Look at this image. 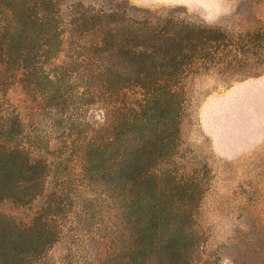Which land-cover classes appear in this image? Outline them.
Returning <instances> with one entry per match:
<instances>
[{
    "label": "trees",
    "instance_id": "trees-1",
    "mask_svg": "<svg viewBox=\"0 0 264 264\" xmlns=\"http://www.w3.org/2000/svg\"><path fill=\"white\" fill-rule=\"evenodd\" d=\"M149 13L134 19L114 0H0V204L29 212L0 210V264L200 261V182L162 167L177 154L183 81L211 67L263 73L264 26L239 37ZM13 86L31 115L10 104ZM259 218L249 264H264Z\"/></svg>",
    "mask_w": 264,
    "mask_h": 264
},
{
    "label": "rangeland",
    "instance_id": "rangeland-1",
    "mask_svg": "<svg viewBox=\"0 0 264 264\" xmlns=\"http://www.w3.org/2000/svg\"><path fill=\"white\" fill-rule=\"evenodd\" d=\"M74 1L64 0V4ZM79 1L93 6L102 2ZM114 3L125 6L134 19L150 12L160 19L170 16L189 24L218 28L232 36L250 35L253 29L264 26V0ZM223 68L211 67L183 81L186 106L177 154L162 166L178 171L185 180L200 182L197 193L201 200L194 208L193 225L201 241L200 261L195 264L214 260L218 264H249L263 237L259 216L264 218V72L235 79L229 77V68ZM7 96L24 116L31 115V103L19 88L11 87ZM88 118L99 124L103 111L92 110ZM0 210L17 219L29 214L24 208L10 205L0 204ZM251 212L257 216L253 218ZM63 252V246L58 245L53 254L59 257Z\"/></svg>",
    "mask_w": 264,
    "mask_h": 264
}]
</instances>
